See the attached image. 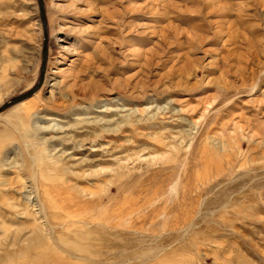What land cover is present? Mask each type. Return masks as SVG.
<instances>
[{"label":"rangeland","instance_id":"1","mask_svg":"<svg viewBox=\"0 0 264 264\" xmlns=\"http://www.w3.org/2000/svg\"><path fill=\"white\" fill-rule=\"evenodd\" d=\"M43 2V85L0 113V264H64L37 251L114 212L132 264H264V0ZM43 44L38 0H0V107Z\"/></svg>","mask_w":264,"mask_h":264},{"label":"bare ground","instance_id":"2","mask_svg":"<svg viewBox=\"0 0 264 264\" xmlns=\"http://www.w3.org/2000/svg\"><path fill=\"white\" fill-rule=\"evenodd\" d=\"M29 99H31V98H29ZM128 214H130V213H128ZM118 217H119V215L116 212H114V213H112V215L108 216L109 219L118 218ZM108 218H107V215L104 216V214H103V216H102V214H101L97 219L93 218V220L92 219H85V220L82 219L80 221L78 220L76 223L72 222V220L68 221V223H69L68 232H65L63 234H59L58 239L54 240V242L58 245V251H56V254H53L50 252V249L48 248V242L45 241L44 242L45 248H44V250L39 249V251H37L39 253L38 255L40 256V258L45 257L46 259H48L50 261H55L57 259V261H58L57 263H63L64 262V264H70V263L72 264L70 259H74L77 257H81L83 259L88 258L94 262V261H97V258L93 255L94 252L92 253V255H93L92 257L90 255H91V250L93 249V247H97L94 250L98 254L108 253L109 254L108 256H110V255L112 256L108 259H105V264H119L118 263V255L120 253H124L126 255V256L124 255L125 258H128L126 261L129 262V264H132L133 263L132 259L135 258V256L138 253L137 251H132L133 244L136 243L137 241L135 240L134 237H129V236L127 237L129 239H127V238L126 239H120V237L118 236V233H119V235H121V232H120L121 230H119V223H117V225L116 224L110 225L107 222ZM95 223H98V224H95ZM74 224H81V225L79 227H74L75 226ZM184 225H186V220L180 222V224H178L176 226H181L180 227V229H181L182 227H184ZM85 226L89 227V229L86 228L87 231L84 230ZM177 229H179V228H177ZM127 231L128 230L125 229L123 231L124 234L128 233ZM74 236L77 237V239L79 241L84 240V242H85L84 244H86V245L90 244V247L89 246L79 247L77 245V243H79V241L76 243V241H74ZM116 236H118L119 238H117ZM39 241L42 244L43 239L39 240ZM40 243H39V245H40ZM141 254H143V253H141ZM63 256H66L67 259ZM10 261H13V259ZM120 261L121 260H119V262ZM31 263L33 264V262H31ZM86 263H87V261H86ZM23 264H29V261H26Z\"/></svg>","mask_w":264,"mask_h":264},{"label":"water","instance_id":"3","mask_svg":"<svg viewBox=\"0 0 264 264\" xmlns=\"http://www.w3.org/2000/svg\"><path fill=\"white\" fill-rule=\"evenodd\" d=\"M38 6L41 16V23L44 29V44H43V50H42V60H41V68H40V75L37 83L35 86L28 92L12 98L7 103H5L2 107H0V113L9 109L10 107H13L15 105H18L27 99L34 96L42 87L45 73H46V66H47V60H48V33H47V21H46V13H45V7L43 0H38Z\"/></svg>","mask_w":264,"mask_h":264}]
</instances>
